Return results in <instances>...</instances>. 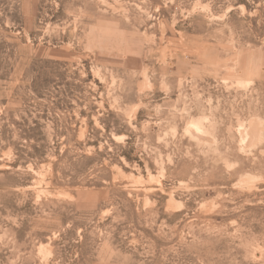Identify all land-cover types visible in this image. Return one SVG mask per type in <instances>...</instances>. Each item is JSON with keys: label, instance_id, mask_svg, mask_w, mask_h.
Instances as JSON below:
<instances>
[{"label": "rangeland", "instance_id": "1", "mask_svg": "<svg viewBox=\"0 0 264 264\" xmlns=\"http://www.w3.org/2000/svg\"><path fill=\"white\" fill-rule=\"evenodd\" d=\"M0 264H264V0H0Z\"/></svg>", "mask_w": 264, "mask_h": 264}]
</instances>
